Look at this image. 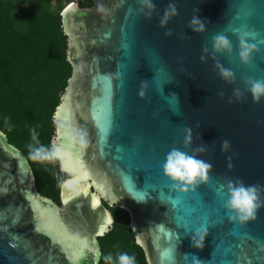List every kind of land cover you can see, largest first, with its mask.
Listing matches in <instances>:
<instances>
[{
  "label": "water",
  "instance_id": "obj_1",
  "mask_svg": "<svg viewBox=\"0 0 264 264\" xmlns=\"http://www.w3.org/2000/svg\"><path fill=\"white\" fill-rule=\"evenodd\" d=\"M93 2L61 13L73 66L54 114L61 205L38 192L28 157L0 131V264H99V238L113 224L103 199L128 212L148 264H264V207L245 222L224 207L229 179L264 186V98L253 102L244 84L264 80V0ZM170 3L177 14L162 27ZM194 16L206 18L203 32L189 28ZM241 31L257 45L248 63ZM218 34L231 53L213 52ZM200 145L207 150L194 152ZM173 148L209 162L207 179L168 176Z\"/></svg>",
  "mask_w": 264,
  "mask_h": 264
},
{
  "label": "trees",
  "instance_id": "obj_2",
  "mask_svg": "<svg viewBox=\"0 0 264 264\" xmlns=\"http://www.w3.org/2000/svg\"><path fill=\"white\" fill-rule=\"evenodd\" d=\"M24 0H18L22 3ZM52 0H0V131L29 159L39 191L60 203L63 180L52 153L54 114L72 75L61 13L74 0H56V12L45 8ZM81 8L93 0H76ZM114 223L99 238V264H148L137 245L128 212L109 207Z\"/></svg>",
  "mask_w": 264,
  "mask_h": 264
},
{
  "label": "clouds",
  "instance_id": "obj_3",
  "mask_svg": "<svg viewBox=\"0 0 264 264\" xmlns=\"http://www.w3.org/2000/svg\"><path fill=\"white\" fill-rule=\"evenodd\" d=\"M149 8H154L155 5L151 3V0H144ZM177 14L175 4L170 3L168 8L165 9L164 15L160 20L161 26H165L171 16ZM204 20L194 16L189 22V28L194 32H203L205 30ZM166 35H171V30L166 32ZM239 41V57L243 63H248L251 59V55L254 50H257V45L251 43L249 38L254 39V35L247 31H241L237 34ZM212 48L214 53H231L232 43L228 37L223 34H218L212 37ZM205 53L208 52L207 46L203 48ZM205 59L201 56V60ZM219 74L222 79L228 83H234L235 77L230 69L222 67L217 63ZM245 90L252 96L253 102L259 103L264 98V80L244 78ZM178 95V94H173ZM219 95L223 96L221 92ZM244 95V92L239 88L233 89V96L236 100H240ZM233 100L230 98L229 103ZM184 144L190 145L192 141V129L191 127L185 128ZM221 151H227L230 148V141L224 139L220 144ZM207 149L204 145L198 146L194 149V152H205ZM229 161L231 157H228ZM229 168L232 167L229 163ZM165 173L170 176L174 181L185 182L187 184H193L197 181H205L207 179V170L211 168V164L207 161L198 159L194 155H190L177 148H173L166 155L163 165ZM227 200L224 202V207L234 215L233 219H238L240 222H245L249 219H254L256 212L259 208L264 207V199L261 198V193L264 192V186L256 184H245L242 180L229 179L226 183Z\"/></svg>",
  "mask_w": 264,
  "mask_h": 264
},
{
  "label": "rangeland",
  "instance_id": "obj_4",
  "mask_svg": "<svg viewBox=\"0 0 264 264\" xmlns=\"http://www.w3.org/2000/svg\"><path fill=\"white\" fill-rule=\"evenodd\" d=\"M17 1L18 0H15V3H16V5H17L18 8H20V7H26L28 5V3H29L28 0H24L22 3H17ZM73 2H76V0H74ZM69 4H67L66 6H68ZM44 6H45V8H48L51 12H56L57 11V7H58V4H57V1L56 0H52L49 4H45ZM66 6H65V8H66Z\"/></svg>",
  "mask_w": 264,
  "mask_h": 264
},
{
  "label": "flooded vegetation",
  "instance_id": "obj_5",
  "mask_svg": "<svg viewBox=\"0 0 264 264\" xmlns=\"http://www.w3.org/2000/svg\"><path fill=\"white\" fill-rule=\"evenodd\" d=\"M55 136H56V131H55V135H54V138H53V140L55 139ZM53 140H52V142H53ZM30 162V161H29ZM56 162H57V160H56ZM31 164V163H30ZM57 165H58V162H57ZM33 169V168H32ZM58 169H59V166H58ZM34 171V170H33ZM59 172H60V169H59ZM60 174H61V172H60ZM34 175H35V173H34ZM61 176L63 177V180H62V182H61V184H60V192H61V188H62V186H63V183H64V181H65V177L61 174ZM35 178H36V176H35ZM36 187H37V183H36ZM37 189H38V187H37ZM38 192L41 194V195H43V196H45L44 194H42L40 191H39V189H38ZM45 197H47V198H49L48 196H45ZM49 199H51V198H49ZM52 201H54L53 199H51ZM55 203H57L56 201H54ZM103 203H104V205L106 206V208L108 209V211L110 212V214H111V216H112V219H113V223H114V218H113V215H112V213H111V211L109 210V208L107 207V205L109 206V207H117V206H110L109 205V203L105 200V199H103ZM58 205H61V200H60V203H57ZM117 208H119V207H117ZM119 209H121V208H119ZM112 227H113V224H112ZM112 229V228H111Z\"/></svg>",
  "mask_w": 264,
  "mask_h": 264
}]
</instances>
